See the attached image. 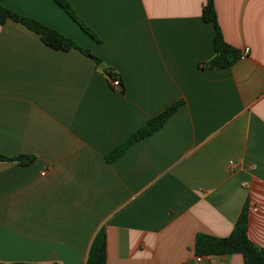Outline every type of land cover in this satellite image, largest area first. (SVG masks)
Masks as SVG:
<instances>
[{
    "label": "crops",
    "instance_id": "0c3cea01",
    "mask_svg": "<svg viewBox=\"0 0 264 264\" xmlns=\"http://www.w3.org/2000/svg\"><path fill=\"white\" fill-rule=\"evenodd\" d=\"M4 0L72 38L47 46L0 25V261L86 264L100 229L106 264H244L198 260V233L231 234L243 209L264 249V0H214L225 41L244 59L212 66L204 0ZM106 69L121 81L110 85ZM156 132L107 155L176 101Z\"/></svg>",
    "mask_w": 264,
    "mask_h": 264
},
{
    "label": "trees",
    "instance_id": "16d2710c",
    "mask_svg": "<svg viewBox=\"0 0 264 264\" xmlns=\"http://www.w3.org/2000/svg\"><path fill=\"white\" fill-rule=\"evenodd\" d=\"M76 22L94 39L98 40L93 31L84 24L82 19L76 14L74 8L68 0H55ZM202 17L206 22H210L215 28L214 49L215 55L212 58L211 65L218 66L223 64H232L240 58L239 50L230 46L224 39L222 31L218 23V16L214 0H204L202 7ZM8 20L19 22L28 29L40 35L41 40L49 47L57 50L68 51L70 49H78L84 54L92 57L96 63L102 60L94 55L89 49L82 47L72 38L66 36L60 31L48 26L47 24L24 15H20L5 4L4 0H0V25L5 24ZM111 76L114 75L111 69H106ZM183 101L179 100L168 106L162 112L152 117L143 126L137 129L124 142L112 150L108 155V160H115L121 156L128 147L141 140L142 138L159 130L166 121L177 111ZM34 157L27 155H19L17 157H8L0 154V161L14 160L21 164L30 163ZM195 253L198 256H218L241 254L244 264H264V249L257 247L248 236V213L243 209L238 216L234 228L230 235L219 237L206 233H198L195 239ZM106 233L100 229L91 246L86 260V264H106ZM0 264H37L34 262H1Z\"/></svg>",
    "mask_w": 264,
    "mask_h": 264
},
{
    "label": "built area",
    "instance_id": "2783aa9c",
    "mask_svg": "<svg viewBox=\"0 0 264 264\" xmlns=\"http://www.w3.org/2000/svg\"><path fill=\"white\" fill-rule=\"evenodd\" d=\"M249 53V47H246L240 54V58L244 59L247 54ZM108 76V80L110 85H112V87L118 89L121 88V81L118 77L116 76H111L109 73H107ZM203 258V256H198V260H201Z\"/></svg>",
    "mask_w": 264,
    "mask_h": 264
},
{
    "label": "water",
    "instance_id": "95a60500",
    "mask_svg": "<svg viewBox=\"0 0 264 264\" xmlns=\"http://www.w3.org/2000/svg\"><path fill=\"white\" fill-rule=\"evenodd\" d=\"M100 65H101L102 67H104V68H105V65H104V63H100Z\"/></svg>",
    "mask_w": 264,
    "mask_h": 264
}]
</instances>
